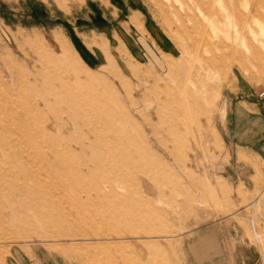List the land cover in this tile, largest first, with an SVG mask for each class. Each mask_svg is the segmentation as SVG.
<instances>
[{"label":"rangeland","instance_id":"rangeland-1","mask_svg":"<svg viewBox=\"0 0 264 264\" xmlns=\"http://www.w3.org/2000/svg\"><path fill=\"white\" fill-rule=\"evenodd\" d=\"M219 254L264 264V0H0V264Z\"/></svg>","mask_w":264,"mask_h":264},{"label":"crops","instance_id":"crops-1","mask_svg":"<svg viewBox=\"0 0 264 264\" xmlns=\"http://www.w3.org/2000/svg\"><path fill=\"white\" fill-rule=\"evenodd\" d=\"M239 158H243V153L240 152L239 153ZM209 237L206 236L198 238L195 243H194V249L196 250V247H199V251L198 252H202L204 251L207 255H209L212 252V244L211 241L209 242ZM221 242V241H220ZM218 259H222L220 264H224V260L222 256H220V254L218 255Z\"/></svg>","mask_w":264,"mask_h":264}]
</instances>
